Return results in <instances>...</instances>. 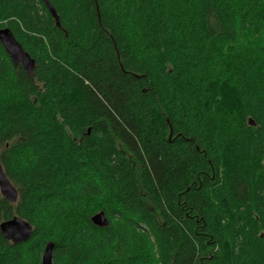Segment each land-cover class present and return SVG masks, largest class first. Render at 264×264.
Here are the masks:
<instances>
[{"label":"trees","instance_id":"16d2710c","mask_svg":"<svg viewBox=\"0 0 264 264\" xmlns=\"http://www.w3.org/2000/svg\"><path fill=\"white\" fill-rule=\"evenodd\" d=\"M47 1L0 0V264H264V0Z\"/></svg>","mask_w":264,"mask_h":264},{"label":"water","instance_id":"95a60500","mask_svg":"<svg viewBox=\"0 0 264 264\" xmlns=\"http://www.w3.org/2000/svg\"><path fill=\"white\" fill-rule=\"evenodd\" d=\"M49 7V10L58 24V16L54 8L48 4L47 0H43ZM0 43L3 45L12 63L17 66L20 65L29 76L34 74L35 62L27 51L23 49L21 44L17 41L12 31L7 27L0 28ZM0 193L10 201L15 203L17 200V190L7 178L2 165L0 164ZM93 224L97 226H106L108 219L103 210L98 211L91 217ZM0 230L3 236L13 243L23 242L27 240L31 234L32 226L18 215L4 220L0 223ZM52 249L53 243L48 242L43 250L41 256V264H52Z\"/></svg>","mask_w":264,"mask_h":264}]
</instances>
